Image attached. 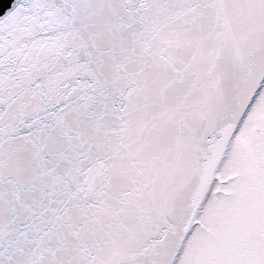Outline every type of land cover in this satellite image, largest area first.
<instances>
[{"label":"snow or ice","instance_id":"6c2138e0","mask_svg":"<svg viewBox=\"0 0 264 264\" xmlns=\"http://www.w3.org/2000/svg\"><path fill=\"white\" fill-rule=\"evenodd\" d=\"M0 264H264V0H0Z\"/></svg>","mask_w":264,"mask_h":264}]
</instances>
